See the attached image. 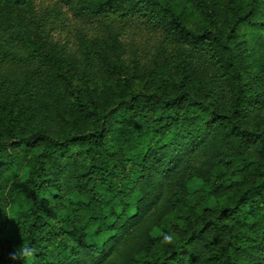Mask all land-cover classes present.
Listing matches in <instances>:
<instances>
[{
	"label": "trees",
	"instance_id": "obj_1",
	"mask_svg": "<svg viewBox=\"0 0 264 264\" xmlns=\"http://www.w3.org/2000/svg\"><path fill=\"white\" fill-rule=\"evenodd\" d=\"M21 244L264 264V0H0V264Z\"/></svg>",
	"mask_w": 264,
	"mask_h": 264
},
{
	"label": "clouds",
	"instance_id": "obj_2",
	"mask_svg": "<svg viewBox=\"0 0 264 264\" xmlns=\"http://www.w3.org/2000/svg\"><path fill=\"white\" fill-rule=\"evenodd\" d=\"M162 239V244H171L174 241L175 234L174 233H161L160 234ZM36 249L29 247L27 245L21 244V246L14 250L12 253L9 254V259L11 261H21L23 264H27V262L35 255Z\"/></svg>",
	"mask_w": 264,
	"mask_h": 264
},
{
	"label": "rangeland",
	"instance_id": "obj_3",
	"mask_svg": "<svg viewBox=\"0 0 264 264\" xmlns=\"http://www.w3.org/2000/svg\"><path fill=\"white\" fill-rule=\"evenodd\" d=\"M196 186V182H192L191 184H190V187L191 188H194Z\"/></svg>",
	"mask_w": 264,
	"mask_h": 264
}]
</instances>
